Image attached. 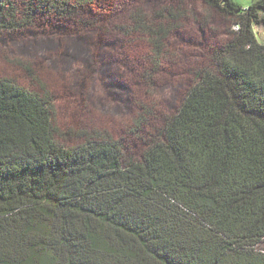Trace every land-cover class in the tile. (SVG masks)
Listing matches in <instances>:
<instances>
[{
  "label": "trees",
  "instance_id": "16d2710c",
  "mask_svg": "<svg viewBox=\"0 0 264 264\" xmlns=\"http://www.w3.org/2000/svg\"><path fill=\"white\" fill-rule=\"evenodd\" d=\"M138 1L0 0V32L35 20L98 29L114 76L150 87L175 27L155 23L161 11H129ZM201 1L235 31L152 136L153 107H140L128 134L138 156L106 131L63 143L51 96L0 79V264H264V44L252 29L264 0ZM135 42L150 46L144 62L122 54Z\"/></svg>",
  "mask_w": 264,
  "mask_h": 264
},
{
  "label": "rangeland",
  "instance_id": "374dc122",
  "mask_svg": "<svg viewBox=\"0 0 264 264\" xmlns=\"http://www.w3.org/2000/svg\"><path fill=\"white\" fill-rule=\"evenodd\" d=\"M253 1L233 0L241 7H248ZM128 3L129 11L138 9L147 16L161 11L162 18L158 17L155 23L168 22L175 27L165 43L162 72L150 87L141 82L125 83V79L114 76L117 70L108 61L109 46L99 45L98 29L84 31L76 22L54 23L50 28L49 22L35 20L28 32H0V79H11L38 94L50 95L55 125L62 133L71 134L62 140L67 145L81 144L86 135L106 131L138 156L143 145L128 134L141 115L140 107H153V114L145 118L144 128L152 136L194 84V72L209 69L213 49L224 45L228 32L235 31L229 18L210 10L201 0H144L139 6ZM118 12L114 16L120 22L123 16ZM89 13L100 15L96 9ZM92 15L84 14L82 19L92 20ZM252 29L257 41L264 44V23L254 24ZM135 44L136 48L126 55L123 43L122 54L125 60L131 57L134 62H144L140 60L147 56L145 47L150 46L147 42ZM116 47L119 48V43ZM135 65L127 68V74L133 69L137 71ZM21 66L29 68L32 74L29 76ZM131 76L137 79V74ZM257 249L264 252V241Z\"/></svg>",
  "mask_w": 264,
  "mask_h": 264
}]
</instances>
